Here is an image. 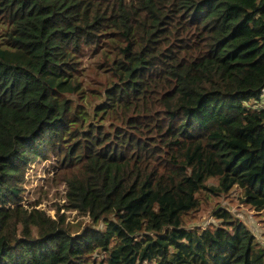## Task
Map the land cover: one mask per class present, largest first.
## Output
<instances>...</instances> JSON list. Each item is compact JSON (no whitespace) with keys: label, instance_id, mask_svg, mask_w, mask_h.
Listing matches in <instances>:
<instances>
[{"label":"trees","instance_id":"1","mask_svg":"<svg viewBox=\"0 0 264 264\" xmlns=\"http://www.w3.org/2000/svg\"><path fill=\"white\" fill-rule=\"evenodd\" d=\"M263 88L264 0H0V264H264L224 209L184 226L264 209ZM46 161L102 230L24 205Z\"/></svg>","mask_w":264,"mask_h":264},{"label":"rangeland","instance_id":"2","mask_svg":"<svg viewBox=\"0 0 264 264\" xmlns=\"http://www.w3.org/2000/svg\"><path fill=\"white\" fill-rule=\"evenodd\" d=\"M93 62L94 59L85 58L86 74L91 79H102L103 75L100 72L96 74L88 69ZM260 103L264 105V97L254 106L260 107ZM49 165L50 162H42L33 166L29 171L25 183L24 205L31 204L39 210L46 211L54 218H57L56 210H59V215H64L66 222L74 226L81 225L84 227L90 225L91 222L87 217L79 218L76 216V212L66 211L64 208V189L63 185H60V173L48 174ZM217 183L216 179L207 181L208 186H217ZM197 199L199 207L184 219L186 228H213L219 226L222 222L214 216V210L217 208L224 209L231 215L232 220L241 222L252 234L258 245L264 249V209L256 211L246 205L243 202L240 189L232 188L228 194H213L207 190H202L197 195ZM90 226L100 230L104 228L100 223L91 224ZM102 259H104L103 253L91 254L87 264H98Z\"/></svg>","mask_w":264,"mask_h":264},{"label":"built area","instance_id":"3","mask_svg":"<svg viewBox=\"0 0 264 264\" xmlns=\"http://www.w3.org/2000/svg\"><path fill=\"white\" fill-rule=\"evenodd\" d=\"M264 97V88L261 90V95H260V99L262 100V98ZM260 101V100H259ZM258 101V102H259ZM257 103V102H256ZM262 103V102H261ZM260 103V105H261ZM261 107H264V105H261L260 107H257V108H261Z\"/></svg>","mask_w":264,"mask_h":264}]
</instances>
